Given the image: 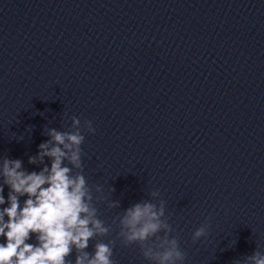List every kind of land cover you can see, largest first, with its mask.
I'll return each mask as SVG.
<instances>
[{"label": "water", "instance_id": "obj_1", "mask_svg": "<svg viewBox=\"0 0 264 264\" xmlns=\"http://www.w3.org/2000/svg\"><path fill=\"white\" fill-rule=\"evenodd\" d=\"M72 117L94 195L121 204L97 205L112 231L87 251L153 264L113 218L159 189L183 264L264 252V0H0V159L38 172L45 126Z\"/></svg>", "mask_w": 264, "mask_h": 264}, {"label": "clouds", "instance_id": "obj_2", "mask_svg": "<svg viewBox=\"0 0 264 264\" xmlns=\"http://www.w3.org/2000/svg\"><path fill=\"white\" fill-rule=\"evenodd\" d=\"M71 120L70 131L45 126L43 134L49 139L28 159L29 164L42 166L38 172L25 170L20 159H0V206L7 204L0 207V264H115V240H100L92 252L87 249L90 241L112 231V225L99 218L97 205L107 203L115 209L121 204L109 201L101 185L94 186V195L84 175L81 121ZM83 127L95 133L91 121L86 120ZM26 130L31 133L32 126ZM148 195L150 199L131 204L113 218V224L118 222V238L124 246L138 245L153 264H183L185 253L172 235L166 201L160 199L159 189ZM208 229L206 220L192 234L193 242L206 237ZM33 236L36 243L29 242ZM73 252L74 261L70 259ZM238 264H264V252L257 249Z\"/></svg>", "mask_w": 264, "mask_h": 264}]
</instances>
